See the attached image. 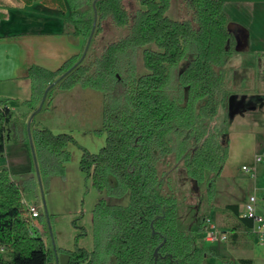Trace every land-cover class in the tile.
<instances>
[{
  "label": "trees",
  "instance_id": "1",
  "mask_svg": "<svg viewBox=\"0 0 264 264\" xmlns=\"http://www.w3.org/2000/svg\"><path fill=\"white\" fill-rule=\"evenodd\" d=\"M129 1L100 0L94 6L95 0H66V14L63 0H55L64 33L81 37L82 51L56 71L40 66L29 69L31 97L24 104L31 113L53 83L45 103L53 100L54 90L80 88L103 94L106 143L96 154L81 148L79 167L100 194L115 199L129 196L127 205L99 199L92 213L91 251L76 246L57 253L68 254L69 264H203L209 255L218 256L198 245L208 219L202 218L195 229L181 227L180 203L171 190L169 173L161 172L160 166L174 155L189 179L196 185L206 184L209 203L214 200L229 158L231 91L226 65L237 53L236 41L220 0H183L190 17L180 21L168 16L172 0H137L141 8L133 16ZM95 19L89 52L75 67ZM106 21L128 32L94 56L93 42L103 33ZM190 52L191 59L174 80L170 68ZM13 117L14 112L0 100V264H49L56 254L43 234L29 225L23 204V195L36 187V180L15 181L1 164L13 136ZM30 126L39 175L63 170L70 158L69 146H78L75 138L54 134L37 126L34 119ZM222 136L228 139L224 142ZM226 209L250 229V220L239 217V205ZM74 225L80 229L78 241L87 230L76 221ZM225 263L252 264L249 259Z\"/></svg>",
  "mask_w": 264,
  "mask_h": 264
},
{
  "label": "rangeland",
  "instance_id": "2",
  "mask_svg": "<svg viewBox=\"0 0 264 264\" xmlns=\"http://www.w3.org/2000/svg\"><path fill=\"white\" fill-rule=\"evenodd\" d=\"M128 6L132 16L141 8L137 0H130ZM168 16L173 20H185L190 17V11L183 0H172ZM127 32V29L118 28L111 21H106L103 33L93 42L94 56L100 55L105 46ZM191 57L190 52L177 67L170 68L174 80L187 66ZM138 63L141 64L140 59ZM253 63L252 68L241 77L239 87L234 83L231 64L227 78V87L231 92L237 90L236 88L238 91L251 90V94L259 91V81H264V63L261 64L260 59H254ZM72 91L64 93V100L60 105L53 106V100L49 101L50 103L46 102L34 116L37 126L47 127L54 134H71L77 141L78 146L71 145L68 148L70 158L64 163L63 170H56L49 176L42 174L39 181L33 165L26 121L20 130L24 141L18 137L19 125L17 121L14 122L12 140L7 143L5 156L1 159V164L9 168L15 181L23 182L31 177L35 178L36 187L28 190L23 198L40 211L41 218L36 221V226L43 234L47 247L53 252L73 251L76 246L91 251L94 246L92 213L99 199L103 197L109 203L118 205H127L129 201L128 195L115 199L105 193L100 194L93 186L92 180L80 170L81 148L96 154L106 143V131L103 128L104 100L103 94L95 90ZM58 92L62 91L54 90L52 98ZM75 94L80 96L74 100L68 99ZM14 103L18 107L24 105V102ZM244 108L246 113H243V116H238L236 120L229 119V116L227 118L228 130L230 131L233 125V130L237 133L236 140L242 144V147L238 148V156L234 163L231 161V166H226L229 168L227 169L229 173L218 180L216 195L211 203L208 201L206 184L196 185L189 179L182 163H177L174 155L160 166L161 172L169 173L171 190L180 203L179 222L182 228L195 229L202 218H207V230L214 225L218 230L231 234L235 231L238 235L237 241L230 238L228 242H207L206 231L200 234L198 245L209 248L218 255H209L203 264H226L225 260L237 263L243 258L251 260L252 264H264V246L259 245L252 234L247 236V231L238 218L232 211L226 209L227 205L235 204L243 209L245 201L254 194V187L257 188L258 197L262 195L261 191L264 187V165H256V182L251 179L250 173L242 170V165L255 167V154L264 152V100L260 103L259 101L253 104L247 103ZM224 117V113L220 114L217 123L221 124ZM222 139L225 142L228 138L222 136ZM75 221L79 228L83 227L87 230V235L78 241L76 236L80 229L75 227Z\"/></svg>",
  "mask_w": 264,
  "mask_h": 264
},
{
  "label": "crops",
  "instance_id": "3",
  "mask_svg": "<svg viewBox=\"0 0 264 264\" xmlns=\"http://www.w3.org/2000/svg\"><path fill=\"white\" fill-rule=\"evenodd\" d=\"M220 1L223 2L229 24L232 25V35L236 41L237 50L235 56L228 61L226 69L229 74L230 66L233 65L234 83L239 87L241 77L252 68L254 59H260L261 64L264 63V0ZM63 2L68 14L66 0ZM82 47L81 37L74 38L64 33V22L60 18L55 0H0V100L5 101L14 112L12 126L17 121L19 125L17 135L21 140L23 138L21 127L25 121L27 126L32 113L25 104L18 107L14 102L25 103L30 100L29 69L32 66H40L49 71H56L67 60L80 55ZM258 86L259 91L255 94H251V90L238 91V88L231 92L228 107L229 119L236 120L238 116H243V113H246L244 107L247 103L253 104L255 101L260 103L264 100V81H259ZM80 90V88L74 89L76 92H82ZM64 93L58 92L55 95L53 106L60 105L64 100ZM79 96L71 95L68 99L74 100ZM234 123L236 124V121ZM236 134L232 125L228 133L229 158L222 176L229 173L227 169L231 166V161L234 163L236 160L238 148L242 147V144L236 140ZM260 153H256L255 156ZM249 168L250 172L247 173H250L251 179L256 182L257 176L254 178V174L257 175V169ZM256 191L257 188L254 187V194ZM261 193L260 197L264 194V187ZM239 209L242 211L240 205ZM245 231L249 236L250 232L246 229ZM229 234L233 241L238 240V236L234 239L237 234L235 231ZM50 263L57 264L56 258Z\"/></svg>",
  "mask_w": 264,
  "mask_h": 264
},
{
  "label": "built area",
  "instance_id": "4",
  "mask_svg": "<svg viewBox=\"0 0 264 264\" xmlns=\"http://www.w3.org/2000/svg\"><path fill=\"white\" fill-rule=\"evenodd\" d=\"M255 167L257 164L264 165V152L257 154L254 158ZM243 171L250 172V168L247 166L242 167ZM256 173L254 178H256ZM23 204L25 207V216L28 218L29 225L33 230H38L36 221L41 216L40 211L35 205L27 203L23 198ZM239 217L241 219H247L251 222V227L248 230L250 234L255 236V240L261 246H264V194L262 197H258L256 194L251 195L244 203L242 211H240ZM209 226V225H208ZM206 230V240L209 242L221 241L228 242L231 235L225 231L218 230L214 225Z\"/></svg>",
  "mask_w": 264,
  "mask_h": 264
},
{
  "label": "water",
  "instance_id": "5",
  "mask_svg": "<svg viewBox=\"0 0 264 264\" xmlns=\"http://www.w3.org/2000/svg\"><path fill=\"white\" fill-rule=\"evenodd\" d=\"M100 1V0H95L94 2V6L96 5V3ZM95 27H96V19L94 21V26H93V29H92V32H91V35L89 36L88 38V42L86 44V47H85V51L82 55V57L80 58V60L78 61V63L75 65V67L77 65H79L85 58L86 54H87V51L90 47V44L92 42V39H93V34H94V31H95ZM228 30L230 31V33H232V25L228 24ZM65 75H63L61 77V79L64 77ZM55 86V83L51 84L44 92V95H43V98H42V101L38 107V109L32 113L31 115V118L29 120V123H28V127H27V130H28V137H29V141H30V147H31V151H32V156H33V160H34V164H35V167H36V173H37V177L40 181V175H39V171H38V163H37V158H36V153H35V150H34V145H33V142H32V137H31V122L32 120L34 119V116L36 115L37 112H39L43 106H44V103L46 101V98H47V95H48V92ZM162 245V244H161ZM160 245V246H161ZM158 250L159 248L156 249L154 255L155 257L157 258L158 257ZM55 258H56V261H57V264H69L70 262V256L68 254H64V253H57L55 252ZM49 264H52V263H49Z\"/></svg>",
  "mask_w": 264,
  "mask_h": 264
}]
</instances>
